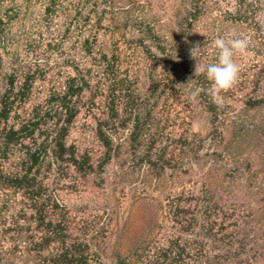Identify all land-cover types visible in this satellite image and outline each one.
<instances>
[{
	"label": "rangeland",
	"instance_id": "374dc122",
	"mask_svg": "<svg viewBox=\"0 0 264 264\" xmlns=\"http://www.w3.org/2000/svg\"><path fill=\"white\" fill-rule=\"evenodd\" d=\"M230 34L250 54L211 111L195 66L216 62L213 42ZM12 78L30 88L8 122L18 127L44 116L55 92L84 88L66 143L93 169L48 156L39 179L65 205L67 234L102 263L264 264V0H0V95ZM118 80L121 116L138 111L143 139L132 140V120L113 128L108 158L97 131ZM42 123L39 144L46 125L57 129ZM25 151L12 147L3 171H19ZM22 196L0 181V264H47Z\"/></svg>",
	"mask_w": 264,
	"mask_h": 264
},
{
	"label": "trees",
	"instance_id": "16d2710c",
	"mask_svg": "<svg viewBox=\"0 0 264 264\" xmlns=\"http://www.w3.org/2000/svg\"><path fill=\"white\" fill-rule=\"evenodd\" d=\"M73 83H76L75 80ZM121 83L119 80L115 81L114 85L116 86L110 88V93L106 96L108 118L100 120L97 131L99 139L108 151V158H111V152L114 150V141L111 135L113 128L114 130L127 128L132 120L134 123L131 131L132 140L140 143L143 139L144 126L138 111H135L133 107L126 111L130 115L135 114L134 119L121 116L123 98L127 97V95H123ZM9 85L7 91L0 95V123L5 124L3 128H0V161L8 158L10 149L19 144L23 145L26 151L25 155L21 157V169L17 172L3 171L0 163V181L9 189L22 193L27 213L31 214V221L39 233H35L31 240L34 249L40 254L48 252L47 264H104L98 255L94 257L86 242L73 240L71 235L67 234L69 229L66 226V219L59 212L65 208V205L61 203L55 192L46 186L43 179H39L41 168L48 156H51L50 165H53L55 160L68 162L82 171L93 169L87 158L79 159L75 147L68 146L66 143L70 126L80 112L75 100L83 92V86L72 84L66 91L55 92L49 100V109L44 116L40 115L36 117L39 119H31L27 124L18 127L9 125L8 122L16 102L19 99L20 101L26 100L30 88L22 86L17 90L13 78ZM260 104L263 105L264 101L259 102ZM215 108L216 103H209V110L215 111ZM63 118H65L63 124L58 127ZM51 121H56L57 129L46 125L45 140L39 144L35 137L36 131L41 127L42 122L49 124ZM27 139L34 142L32 146L25 144ZM241 233L245 235L241 226L237 225L235 235L240 236ZM236 244L233 242V247Z\"/></svg>",
	"mask_w": 264,
	"mask_h": 264
},
{
	"label": "clouds",
	"instance_id": "9594fccd",
	"mask_svg": "<svg viewBox=\"0 0 264 264\" xmlns=\"http://www.w3.org/2000/svg\"><path fill=\"white\" fill-rule=\"evenodd\" d=\"M214 46L218 50V59L214 63L203 64L197 61L195 74L205 75L211 86L208 89L214 103L223 106L226 94L239 82L241 66L237 62V56L249 55L248 41L230 34L228 38L218 37L214 40ZM199 46L192 49V56L199 50ZM195 59V58H194ZM163 70L161 68L157 69ZM199 89L193 93V98L199 94Z\"/></svg>",
	"mask_w": 264,
	"mask_h": 264
}]
</instances>
